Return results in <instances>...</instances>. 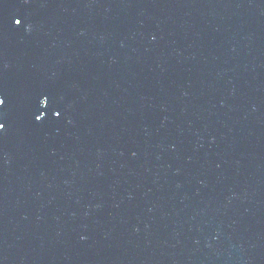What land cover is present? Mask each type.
<instances>
[{"label": "water", "instance_id": "95a60500", "mask_svg": "<svg viewBox=\"0 0 264 264\" xmlns=\"http://www.w3.org/2000/svg\"><path fill=\"white\" fill-rule=\"evenodd\" d=\"M0 97V264H264V0H0Z\"/></svg>", "mask_w": 264, "mask_h": 264}, {"label": "snow or ice", "instance_id": "6c2138e0", "mask_svg": "<svg viewBox=\"0 0 264 264\" xmlns=\"http://www.w3.org/2000/svg\"><path fill=\"white\" fill-rule=\"evenodd\" d=\"M14 23H15L16 25H20V24H21V20H20V19H16V20L14 21ZM4 103H5V100H4L2 97H0V106H3ZM56 115L58 116L59 113H56ZM5 127H6L5 123L0 122V131H2Z\"/></svg>", "mask_w": 264, "mask_h": 264}]
</instances>
